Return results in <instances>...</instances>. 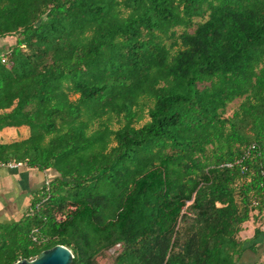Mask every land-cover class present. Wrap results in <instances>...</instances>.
<instances>
[{
	"label": "trees",
	"instance_id": "obj_1",
	"mask_svg": "<svg viewBox=\"0 0 264 264\" xmlns=\"http://www.w3.org/2000/svg\"><path fill=\"white\" fill-rule=\"evenodd\" d=\"M9 35L0 131L29 136L0 166L58 176L0 224V264L56 244L71 264L258 255L260 228L238 233L264 217V0H0Z\"/></svg>",
	"mask_w": 264,
	"mask_h": 264
},
{
	"label": "crops",
	"instance_id": "obj_2",
	"mask_svg": "<svg viewBox=\"0 0 264 264\" xmlns=\"http://www.w3.org/2000/svg\"><path fill=\"white\" fill-rule=\"evenodd\" d=\"M7 42V38H0V52ZM28 136L26 126L5 127L0 131V142L9 143ZM56 176L58 172L51 168L39 171L25 164L0 166V224L11 223L24 215L32 196Z\"/></svg>",
	"mask_w": 264,
	"mask_h": 264
},
{
	"label": "rangeland",
	"instance_id": "obj_3",
	"mask_svg": "<svg viewBox=\"0 0 264 264\" xmlns=\"http://www.w3.org/2000/svg\"><path fill=\"white\" fill-rule=\"evenodd\" d=\"M5 38H7L9 40V42H7V45H3V49L1 51H3L4 49H6L9 45L13 44L15 42V36H5ZM240 100H235L232 103H230L226 109V116H229L232 114V112L234 111V109H236L238 107ZM144 112L146 113V109L144 110ZM147 116L144 117V119L141 121V123L145 122L147 120ZM114 126H117V122L114 121L113 122ZM255 216V215H254ZM259 227L260 230L262 231V234L257 238V241L261 242L262 245H264V217L261 219H249L248 221H246L243 224V229L241 230V232L238 233V238L242 239V240H249L251 238H253V230L255 229V227ZM264 247V246H263ZM258 249V255H252L250 252H247L244 254V256L242 255V257L239 259L238 264L240 262V264H247L250 263L252 260H255L256 263L255 264H264V248H261L260 246L257 247ZM119 250V245H115L114 247L104 251V253L100 256L96 257V263L95 264H112L113 261V257L115 256V251L117 252ZM249 255V257H247ZM252 255V257H251ZM247 259V260H246ZM244 261H246L244 263Z\"/></svg>",
	"mask_w": 264,
	"mask_h": 264
},
{
	"label": "water",
	"instance_id": "obj_4",
	"mask_svg": "<svg viewBox=\"0 0 264 264\" xmlns=\"http://www.w3.org/2000/svg\"><path fill=\"white\" fill-rule=\"evenodd\" d=\"M72 258L73 254L68 247L56 244L31 259H20L13 264H71Z\"/></svg>",
	"mask_w": 264,
	"mask_h": 264
},
{
	"label": "built area",
	"instance_id": "obj_5",
	"mask_svg": "<svg viewBox=\"0 0 264 264\" xmlns=\"http://www.w3.org/2000/svg\"><path fill=\"white\" fill-rule=\"evenodd\" d=\"M250 147L253 148L254 146L251 145ZM7 165H8V166H14V165H16V163H8ZM224 165L227 166V167H230V166H231L230 163H226V164H224ZM46 184H47V182H46Z\"/></svg>",
	"mask_w": 264,
	"mask_h": 264
}]
</instances>
